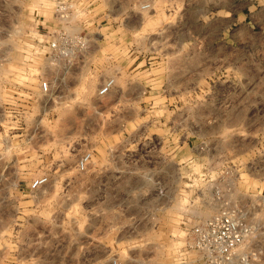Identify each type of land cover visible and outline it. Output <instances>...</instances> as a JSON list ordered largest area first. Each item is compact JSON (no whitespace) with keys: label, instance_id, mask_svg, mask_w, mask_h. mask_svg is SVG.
<instances>
[{"label":"rangeland","instance_id":"obj_1","mask_svg":"<svg viewBox=\"0 0 264 264\" xmlns=\"http://www.w3.org/2000/svg\"><path fill=\"white\" fill-rule=\"evenodd\" d=\"M25 1L0 0V264H193L198 191L225 163L262 186L264 0L86 1L92 66L53 102L47 51L19 48L40 0ZM108 55L123 64L97 98Z\"/></svg>","mask_w":264,"mask_h":264},{"label":"built area","instance_id":"obj_2","mask_svg":"<svg viewBox=\"0 0 264 264\" xmlns=\"http://www.w3.org/2000/svg\"><path fill=\"white\" fill-rule=\"evenodd\" d=\"M86 1L90 2L40 0L30 6L31 30L24 34L26 45L19 48L47 51L43 64L52 74L44 75L38 84L43 101L59 100L65 77L72 78L81 68L92 66L88 57L99 41L93 30L100 27L101 20L90 14ZM7 2L18 10L26 5L25 0ZM120 62L109 55L106 58L104 64L113 71L100 81L95 92L97 98L115 90L114 68ZM89 158L87 152L80 155L78 170L84 169ZM241 171L235 164L225 163L223 170L198 191L199 206L209 209L210 214L197 217L184 229L183 253L193 255V264H264V175L261 187L248 189L243 187ZM46 183L47 177H37L28 189L35 191ZM184 261L181 259L180 264ZM110 264L122 263L112 260Z\"/></svg>","mask_w":264,"mask_h":264},{"label":"crops","instance_id":"obj_3","mask_svg":"<svg viewBox=\"0 0 264 264\" xmlns=\"http://www.w3.org/2000/svg\"><path fill=\"white\" fill-rule=\"evenodd\" d=\"M122 64H123V63H122V62H120V64H119V65H122ZM129 64H130V63H129ZM129 64H127V65H128V66H127V69H128V68H130V67H132V65H133V64H130V65H129Z\"/></svg>","mask_w":264,"mask_h":264},{"label":"bare ground","instance_id":"obj_4","mask_svg":"<svg viewBox=\"0 0 264 264\" xmlns=\"http://www.w3.org/2000/svg\"><path fill=\"white\" fill-rule=\"evenodd\" d=\"M207 214V213H206ZM208 215V214H207Z\"/></svg>","mask_w":264,"mask_h":264}]
</instances>
